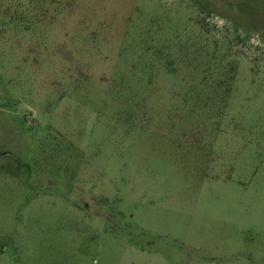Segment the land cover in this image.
Returning <instances> with one entry per match:
<instances>
[{"label": "rangeland", "instance_id": "374dc122", "mask_svg": "<svg viewBox=\"0 0 264 264\" xmlns=\"http://www.w3.org/2000/svg\"><path fill=\"white\" fill-rule=\"evenodd\" d=\"M0 264H264V0H0Z\"/></svg>", "mask_w": 264, "mask_h": 264}]
</instances>
